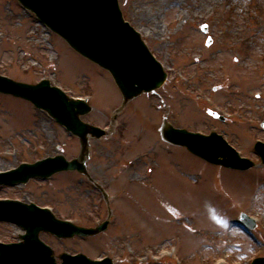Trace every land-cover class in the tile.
<instances>
[{"label": "rangeland", "instance_id": "obj_1", "mask_svg": "<svg viewBox=\"0 0 264 264\" xmlns=\"http://www.w3.org/2000/svg\"><path fill=\"white\" fill-rule=\"evenodd\" d=\"M134 2L120 0L124 17L164 65L168 80L154 94L130 102L114 134L92 141L89 169L96 167L90 173L96 180L112 181L98 166L99 160H114V173L131 176L133 182L118 187L117 181L108 189L112 213L119 216L107 232L88 240L62 242L48 234L42 239L57 257L82 252L92 259L109 256L115 264H215L218 257L226 260L222 264H251L264 256V167L238 172L209 165L184 149L175 152L158 130L166 117L178 128L215 131L244 156L258 159L254 145L264 141V0H208L205 10L193 11L187 7L191 1L182 7L150 5L148 25L134 17ZM203 25H208L206 34ZM0 75L28 84L47 79L69 96L89 100L93 111L84 121L102 127L110 125L122 104L108 72L70 49L16 0H0ZM208 109L222 113L227 122L211 118ZM65 132L30 102L0 94V167L63 148L71 158L77 156L79 143ZM26 145H34V153ZM177 159L180 166L174 169ZM129 162L132 169L124 170ZM90 185L70 173L49 186H0V199L53 204L75 223L95 226L107 219L109 209ZM241 212L258 220L253 237L230 222L239 220ZM20 233H25L21 227L0 222V240L19 241ZM162 248L166 255L159 252Z\"/></svg>", "mask_w": 264, "mask_h": 264}, {"label": "water", "instance_id": "obj_2", "mask_svg": "<svg viewBox=\"0 0 264 264\" xmlns=\"http://www.w3.org/2000/svg\"><path fill=\"white\" fill-rule=\"evenodd\" d=\"M19 1L26 9L35 12L42 23L62 36L75 50L109 70L126 102L163 84L166 74L141 41L140 34L125 22L118 0ZM13 85L16 86L17 90L13 91L17 95L24 96L38 107L49 110L83 140L88 133L94 137L105 134L100 129L80 123L79 115L90 111L83 102L68 100L60 90L50 88L48 82L35 87ZM75 108H78V111H75ZM163 134L169 141L187 146L193 153L212 163L238 169H248L253 165L249 160L240 158L216 133L206 136L186 130L164 129ZM256 149L264 161V144L258 143ZM68 168V164L61 157L48 159L37 165L24 167L19 172L20 180L17 181L27 182L31 176L48 177ZM6 205L0 206V219L20 221L27 229L28 235L25 236V243L19 246V250L13 251L12 255L8 252V257H5L4 249H0V264H56L52 250L39 239L41 231L68 238L75 235H95L105 230L108 225L105 223L96 229H84L58 221L50 212L28 209L21 205ZM63 259L64 264H113L110 259L102 262L92 261L83 255H64ZM253 264H264V259H257Z\"/></svg>", "mask_w": 264, "mask_h": 264}, {"label": "bare ground", "instance_id": "obj_3", "mask_svg": "<svg viewBox=\"0 0 264 264\" xmlns=\"http://www.w3.org/2000/svg\"><path fill=\"white\" fill-rule=\"evenodd\" d=\"M139 0H135L134 4V8H133V15L135 18H141V19H145L146 20V24H150L152 23L149 16V12H148V6L152 5V6H157V5H174V6H179L182 7L183 3H187L189 1H191L192 3L188 4L187 7L188 9H190V11L194 8H199L201 10H205L206 9V5H207V1L208 0H142L140 2H137ZM146 26V25H145ZM154 27V25H153ZM152 33L153 30H149L148 33ZM160 32V30H159ZM1 169V167H0Z\"/></svg>", "mask_w": 264, "mask_h": 264}, {"label": "flooded vegetation", "instance_id": "obj_4", "mask_svg": "<svg viewBox=\"0 0 264 264\" xmlns=\"http://www.w3.org/2000/svg\"><path fill=\"white\" fill-rule=\"evenodd\" d=\"M90 162V161H89ZM88 162V163H89ZM100 162V164H99V166H98V168L99 169H103L106 173H108V172H110V171H112L113 173H112V175H111V180L112 181H114L113 183H115V182H117L118 180H120V179H122V178H125V180H126V182H128L129 180H132L133 179V177H131V176H125L124 174H121V173H114V171H113V169H116V163L115 162H117V161H112V160H108V161H105V162H103V161H99ZM132 167H133V164H131V162H129V165H128V167L126 166V165H124V170H128V169H132ZM88 168L90 169V163H89V165H88ZM95 168L96 167H92L91 168V170H90V172L92 171V172H95ZM91 172V173H92ZM83 177V176H82ZM94 177H92V174H91V176H90V179L88 178V177H83V180H82V183L83 184H86V181L88 180L91 184H93L94 185V188H92V187H90V191H92V192H94V193H99L100 192V190H98L99 189V187L97 186V184H98V182H95V181H93L92 179H93ZM97 181H99V182H101L102 184H105V185H110V182H108L106 179L105 180H102L101 178H98L97 179ZM81 190V189H80ZM87 191V190H86Z\"/></svg>", "mask_w": 264, "mask_h": 264}]
</instances>
